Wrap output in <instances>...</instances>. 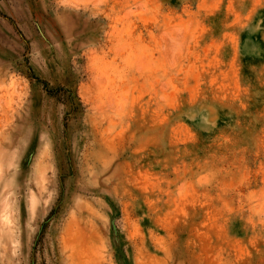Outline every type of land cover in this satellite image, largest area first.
<instances>
[{
  "label": "rangeland",
  "instance_id": "obj_1",
  "mask_svg": "<svg viewBox=\"0 0 264 264\" xmlns=\"http://www.w3.org/2000/svg\"><path fill=\"white\" fill-rule=\"evenodd\" d=\"M0 264H264V0H0Z\"/></svg>",
  "mask_w": 264,
  "mask_h": 264
}]
</instances>
